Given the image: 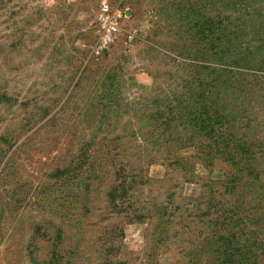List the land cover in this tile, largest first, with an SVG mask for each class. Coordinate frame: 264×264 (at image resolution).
<instances>
[{
    "label": "rangeland",
    "instance_id": "1",
    "mask_svg": "<svg viewBox=\"0 0 264 264\" xmlns=\"http://www.w3.org/2000/svg\"><path fill=\"white\" fill-rule=\"evenodd\" d=\"M226 247L264 264V0H0V264Z\"/></svg>",
    "mask_w": 264,
    "mask_h": 264
},
{
    "label": "built area",
    "instance_id": "2",
    "mask_svg": "<svg viewBox=\"0 0 264 264\" xmlns=\"http://www.w3.org/2000/svg\"><path fill=\"white\" fill-rule=\"evenodd\" d=\"M102 20V38L101 43L106 46L111 43L119 32V22L122 19V13L117 9H112L108 4L101 8ZM106 17V18H105Z\"/></svg>",
    "mask_w": 264,
    "mask_h": 264
},
{
    "label": "trees",
    "instance_id": "3",
    "mask_svg": "<svg viewBox=\"0 0 264 264\" xmlns=\"http://www.w3.org/2000/svg\"><path fill=\"white\" fill-rule=\"evenodd\" d=\"M220 249H222V246ZM224 250L225 251L219 252L222 255L219 257V260L222 264H247V259H245L244 255L240 254L239 252L234 253L230 251L227 247Z\"/></svg>",
    "mask_w": 264,
    "mask_h": 264
}]
</instances>
